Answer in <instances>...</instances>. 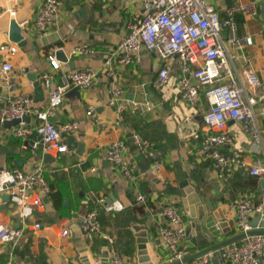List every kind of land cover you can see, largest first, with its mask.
<instances>
[{"label": "crops", "instance_id": "crops-1", "mask_svg": "<svg viewBox=\"0 0 264 264\" xmlns=\"http://www.w3.org/2000/svg\"><path fill=\"white\" fill-rule=\"evenodd\" d=\"M208 1L220 16H224L226 9L237 0ZM239 1L245 3L248 0ZM41 2L0 0V46L17 47L13 55L0 52V66L10 61L17 82V87L9 91L0 78V96L27 93L35 103L43 105L48 95L47 89L39 82L43 73H51L59 84L68 68H90L97 74L88 89L69 88L52 117L58 125L77 122L73 134L63 135L67 142L76 144V147L69 146L72 153L50 155L51 160L45 159L46 154L40 147L32 148L33 142L39 139L34 131L18 138L12 135L17 125L0 127V166L26 171L41 162L50 187L45 208L34 211L26 223L20 220V210L5 201L4 195L0 196V234L8 229L22 230L16 246L0 242V264H81L82 252L92 254L98 262L103 252L109 256L111 251L127 259V264H143L144 261L139 260L135 226L147 229L149 243L159 258L157 264H166L167 254L158 233L163 222L157 212L163 202L173 199L182 208L179 200L183 191L178 184L183 179H188L202 195L217 204L226 221L235 216L229 208L234 199L245 197L253 204L260 202L264 179L251 175L249 168L264 164V100L257 107L263 110V114L259 112L257 115L263 147L253 142L239 124L228 121L226 130L232 143L224 146L222 151L241 152L242 166L232 176L218 178L212 161L199 149L208 102L201 96L197 104L190 107L181 100L176 86L180 74L178 61H172L170 79L161 90L153 86L160 62L151 52L141 50L138 63L122 65L117 61L115 48L126 34L127 20L140 11L141 0H61L57 18L47 35L40 37L35 34L33 21ZM10 6L16 8L14 17L7 13ZM13 19L26 40L22 47L9 39ZM237 20L238 35L249 38L251 43L236 51V67L238 70L250 68L257 79L264 82V0H258L255 16L239 15ZM76 45L88 46L94 52L89 56L75 55L72 51ZM58 50L63 52L66 62L56 58ZM48 56L55 58L59 69L49 67ZM109 58L111 68L107 72L104 61ZM115 85L121 87L123 100L139 104L149 102L150 105L126 111L123 121L117 125L116 110L108 103ZM88 106H93L96 120L87 114ZM131 131L148 139L158 152L162 168L156 176L151 173L149 160L137 155ZM117 140H124L127 144L125 158L136 173L134 182L125 179L105 158L106 146ZM137 192L145 196L144 203L135 201ZM100 196L107 203L120 202L123 209L104 211L95 203ZM92 207H98L100 211V232L89 241L82 236L78 217ZM189 221L185 218V225ZM34 223H39L40 227L34 229ZM63 229L67 230L66 237L61 236ZM227 229L229 231L222 233L218 241L233 239L230 243H241L234 226L230 228L228 225ZM252 230H264V227L259 224L252 226ZM200 249L190 247L192 254ZM260 264H264V248Z\"/></svg>", "mask_w": 264, "mask_h": 264}, {"label": "built area", "instance_id": "built-area-1", "mask_svg": "<svg viewBox=\"0 0 264 264\" xmlns=\"http://www.w3.org/2000/svg\"><path fill=\"white\" fill-rule=\"evenodd\" d=\"M62 7L61 0H42L33 24L37 36H46L53 21ZM258 12V0L243 3L237 0L228 7L224 16L208 0H141L138 14L131 16L126 22V34L118 42L114 54L122 65L138 63L140 52H151L160 62L157 76L153 82L156 90L165 87L170 79L171 63L176 59L180 74L176 78V86L183 102L194 107L199 98L204 96L209 107L203 115V133L199 149L210 161L218 178L232 176L242 166V154L238 150L223 152L222 148L231 145L232 137L226 130L228 121L239 124L243 131L257 145L263 147L261 129L257 115L263 114L257 108L264 100V82L259 81L255 73L248 67L237 69V50L250 44V39L238 35L237 16L251 17ZM9 16L14 17L16 8L7 9ZM0 52L13 55L17 52L14 45L0 46ZM73 54L89 56L94 50L85 45H76ZM49 67L57 70L59 63L53 56H48ZM105 70L111 68L110 58L104 61ZM96 71L90 68L72 67L62 83H57L49 72L42 74L40 85L47 89L45 104L39 105L27 93L0 96V120L19 119L12 135L24 138L32 131L38 136L32 148H41L44 154H70L72 149L63 138L71 135L77 128L76 121L56 124L52 117L64 100L69 88L86 90L91 87ZM0 78L6 88L11 91L17 87L14 80L13 65L5 61L0 66ZM121 87H112L108 100L117 113L116 124L123 121V114L135 110L142 105L148 108L149 102L139 104L122 99ZM87 114L96 120L93 106H88ZM28 116L29 122L22 120ZM131 141L138 156L149 160L151 173L156 176L162 162L152 143L131 131ZM127 144L124 140L109 143L105 148L108 163L127 180L134 182L137 178L129 162L125 158ZM43 163H35L29 170L18 168L0 169V196L7 195L8 201L20 210V220L26 223L36 210L46 206L50 187L44 177ZM249 173L264 179V164L249 168ZM145 196L137 192L135 201L145 202ZM96 204L106 212L121 211L123 205L118 201L106 202L104 197H97ZM235 212L233 226L241 236V243L232 242L219 249L204 254H192L185 234V218L188 214L179 206L176 199L163 202L158 208V218L162 225L158 228L164 251L167 254L166 264H213L216 256L221 264H260V255L264 248V234H250L251 218L255 215L264 217V190L260 202L253 204L245 197L234 199L229 204ZM99 209L92 207L78 217V225L82 236L92 240L100 232ZM39 223L33 228L38 229ZM67 236V230L61 231ZM22 237L21 229H8L0 234V242L16 246ZM128 260L116 251L107 255V264H127ZM66 264H76L66 262Z\"/></svg>", "mask_w": 264, "mask_h": 264}, {"label": "water", "instance_id": "water-1", "mask_svg": "<svg viewBox=\"0 0 264 264\" xmlns=\"http://www.w3.org/2000/svg\"><path fill=\"white\" fill-rule=\"evenodd\" d=\"M9 39L22 47L25 45L26 40L22 35L21 28L18 23L13 19L10 22L9 27ZM56 58L60 61L66 62L67 58L64 56L61 50L56 51ZM38 87V83H35ZM22 120L26 123L29 122L28 116H24ZM20 122L19 119H13L10 121H1L0 127H12L16 126ZM67 144L70 147H76V144L72 141H68ZM45 159L51 160L52 157L48 154L45 155ZM148 166V164L146 163ZM2 167L0 166V169ZM178 187L183 191V195L180 197V203L185 213L188 214L189 222L185 225V234L190 247H200L201 249L196 252L195 255L204 254L210 251L221 248L222 246L229 244L233 239L226 241H218V237L224 233L226 234L229 229L228 225L233 227V220L226 221L224 212L219 208L217 204L212 202L205 195H202L198 188L189 182L188 179H183L179 182ZM4 200H8V196L4 195ZM261 224L264 227V217L255 215L251 218V225L257 227ZM135 238L138 246V254L140 262L143 264H157L159 258L154 254L153 248L147 238V229L140 226H135ZM250 234H264V230H252ZM241 236H238V238ZM85 255V256H84ZM144 257V258H143ZM81 264H107V254L103 252L100 260L97 262L92 254H80ZM213 264H218L217 257L213 258Z\"/></svg>", "mask_w": 264, "mask_h": 264}, {"label": "trees", "instance_id": "trees-1", "mask_svg": "<svg viewBox=\"0 0 264 264\" xmlns=\"http://www.w3.org/2000/svg\"><path fill=\"white\" fill-rule=\"evenodd\" d=\"M167 191H168V189H167ZM176 194V193H175Z\"/></svg>", "mask_w": 264, "mask_h": 264}]
</instances>
